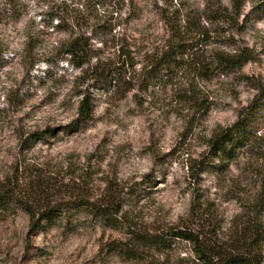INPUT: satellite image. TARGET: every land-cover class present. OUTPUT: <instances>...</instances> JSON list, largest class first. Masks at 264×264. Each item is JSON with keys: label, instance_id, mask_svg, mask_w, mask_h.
I'll list each match as a JSON object with an SVG mask.
<instances>
[{"label": "rangeland", "instance_id": "1", "mask_svg": "<svg viewBox=\"0 0 264 264\" xmlns=\"http://www.w3.org/2000/svg\"><path fill=\"white\" fill-rule=\"evenodd\" d=\"M114 1L26 0L17 21H0V187L3 178L24 180L34 165L50 174L55 197L62 202L82 188L98 197L107 185L123 202L118 218L109 225L73 209L60 222L45 221L31 230L21 207L0 211V264H150L157 254L133 259L121 250L129 231L176 226L199 193L220 205L227 218L236 211L235 200L225 199V194L229 180L241 173L243 156L224 172L209 168L200 173V162L208 154L211 132L231 124L254 91L241 78L231 77L223 87L214 79L207 88L216 102L205 117L189 121L174 102L170 85L148 91L125 90L126 83L114 86L118 71L123 73L125 67L120 49L133 57V37L162 33L160 23L152 24V13L138 11L129 0L117 12H109ZM241 1L239 25L226 31L214 23L209 41L229 39V44L233 40L251 47L255 55L241 72L264 79V0ZM28 31L37 36L32 52L83 34L98 49L97 57L116 69L109 84L90 88L91 117L77 112L81 94L71 84L79 69L51 59L47 65L37 62L26 74L18 54L12 59ZM142 65L140 60L135 64L137 69ZM129 72L127 77L133 74L132 69ZM34 131L41 132L40 139L22 150L21 143ZM27 164L29 168L23 169ZM15 185L25 189L21 183ZM129 240L133 245V238ZM190 254L191 245L175 239L157 263L184 264Z\"/></svg>", "mask_w": 264, "mask_h": 264}, {"label": "trees", "instance_id": "2", "mask_svg": "<svg viewBox=\"0 0 264 264\" xmlns=\"http://www.w3.org/2000/svg\"><path fill=\"white\" fill-rule=\"evenodd\" d=\"M127 1L115 0L108 11L117 12ZM229 1L230 4L225 5L221 0H203L202 3L197 0H129L138 11H150L152 24L160 23L162 33L133 37V57L120 49V55H125L122 61L125 67L123 73L118 71L114 86L126 83L125 90L148 91L165 90L170 85L174 102L180 105L181 114L189 121L205 117L216 102L207 88V83L214 79L220 80L223 87L229 78H241L254 91L252 98L238 108L231 124L218 126L211 132L206 140L208 154H204L206 157L200 162V173L209 168L224 172L232 161L243 156L241 178L236 179L238 175L229 180L230 187L225 194V199L235 200L236 211L227 218L220 205L199 193L191 200L185 218L176 226L129 231L133 245L128 239L121 250L133 259H152L157 254L149 263L158 264L159 256L171 248L172 241L180 239L191 245V254L184 258V264H264V79L241 72L255 55L251 47L236 45L233 40V44H229V39L209 41L214 23L221 24L226 31L239 25L242 1ZM26 4V0H0V21L14 23ZM63 21L60 17V24ZM36 39L37 36L28 31L20 52L12 54V59L18 54L20 67L26 74L37 62L47 65L51 59L64 60L72 69H79L71 88L81 94L78 114L91 117L90 88L109 84L116 69L97 57L98 49L83 34L59 41L52 49L32 52L30 49ZM139 60L143 65L137 69L135 64ZM131 69L133 74L127 77ZM86 80H91L92 85H84ZM40 135L38 131L28 133L20 148L27 150ZM29 166L24 165L23 169ZM33 167L24 180L14 183L10 177L3 178L0 187V211L21 207L28 216L31 230L45 221L47 224L60 222L73 209L108 225L121 213L123 202L111 185L105 186L98 197L85 194L82 188L74 198L62 202L55 197L50 174L44 173L41 167ZM16 183L23 184L25 189L18 188Z\"/></svg>", "mask_w": 264, "mask_h": 264}]
</instances>
